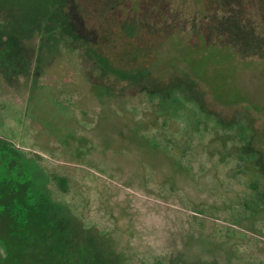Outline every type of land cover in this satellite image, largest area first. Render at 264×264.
I'll return each mask as SVG.
<instances>
[{
    "label": "rangeland",
    "instance_id": "rangeland-1",
    "mask_svg": "<svg viewBox=\"0 0 264 264\" xmlns=\"http://www.w3.org/2000/svg\"><path fill=\"white\" fill-rule=\"evenodd\" d=\"M263 191L264 0H0V264H264Z\"/></svg>",
    "mask_w": 264,
    "mask_h": 264
},
{
    "label": "trees",
    "instance_id": "trees-1",
    "mask_svg": "<svg viewBox=\"0 0 264 264\" xmlns=\"http://www.w3.org/2000/svg\"><path fill=\"white\" fill-rule=\"evenodd\" d=\"M184 72V70H181V74ZM146 74H148L149 72L148 71H145ZM182 82V81H180ZM54 182H56V184L63 190H66L67 188V185H68V180L67 178L65 177H60V176H57V175H53L52 176ZM259 203L257 204V206L255 205V207L259 208V209H264V191L262 193H260L259 195Z\"/></svg>",
    "mask_w": 264,
    "mask_h": 264
}]
</instances>
